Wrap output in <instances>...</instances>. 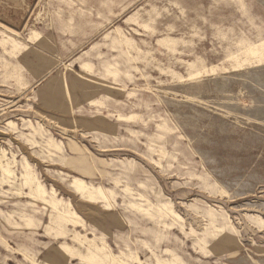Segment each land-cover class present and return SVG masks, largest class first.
Wrapping results in <instances>:
<instances>
[{
    "label": "rangeland",
    "instance_id": "obj_1",
    "mask_svg": "<svg viewBox=\"0 0 264 264\" xmlns=\"http://www.w3.org/2000/svg\"><path fill=\"white\" fill-rule=\"evenodd\" d=\"M139 263L264 264V0H0V264Z\"/></svg>",
    "mask_w": 264,
    "mask_h": 264
},
{
    "label": "bare ground",
    "instance_id": "obj_2",
    "mask_svg": "<svg viewBox=\"0 0 264 264\" xmlns=\"http://www.w3.org/2000/svg\"><path fill=\"white\" fill-rule=\"evenodd\" d=\"M263 49H262V45L261 44H253L252 46H250L249 48H247L245 51H244V53H246V54H249V55H251L252 57H254V56H256L257 55V57H258V55L260 54V55H262V53H261V51H262ZM22 153V152H21ZM10 175V174H9ZM77 190H80V191H82V190H84V189H82V187H78L77 186V188H76ZM98 253H100L99 251H98ZM103 254V253H102ZM104 256V255H103ZM108 256V255H107ZM106 257V256H105ZM140 264V263H139Z\"/></svg>",
    "mask_w": 264,
    "mask_h": 264
}]
</instances>
